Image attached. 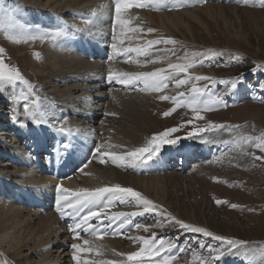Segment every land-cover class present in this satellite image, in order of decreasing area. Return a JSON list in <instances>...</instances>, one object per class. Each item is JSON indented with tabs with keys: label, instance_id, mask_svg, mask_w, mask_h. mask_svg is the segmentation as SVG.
<instances>
[{
	"label": "rangeland",
	"instance_id": "obj_1",
	"mask_svg": "<svg viewBox=\"0 0 264 264\" xmlns=\"http://www.w3.org/2000/svg\"><path fill=\"white\" fill-rule=\"evenodd\" d=\"M43 2L45 0H6V7L12 9L21 22L39 24L42 28H53L65 23L81 28L89 27L92 34L80 36L76 41L83 38L89 40L82 41H100V44L106 47V53L109 52V56L112 55L110 45L113 43V34L116 36L115 42L118 47H121L120 40L124 41L123 47H144L148 40L156 39L171 38L177 42L175 45L152 46L150 52L153 56L157 55V49H175L176 55L161 51L159 55L164 59L155 64H146L149 67L145 69L139 67L138 62H135L134 59H132L133 61L125 59L126 62H122L123 59H119L120 56L118 59L114 58L117 56H113L114 60L113 58L108 60L105 57L101 60L98 55L92 58L84 55L88 62L93 63L94 68L87 67L78 70L77 73L71 72L58 77V81L49 86L47 82L53 79L52 76L49 79L53 70L49 66L48 57L54 51V45L50 43L43 46L44 41L39 40L15 43L7 38L3 30H0V48L4 49L5 63L10 68L18 69L31 84L39 86L37 95L43 98L42 108H50L53 115L59 113L55 111V108L62 105L60 115L69 116L68 122L74 118L71 115L73 107H76L77 111L95 110L99 114L97 120L99 123L95 125L99 130L97 131L99 132V141L107 147L113 143L116 153H123L126 150L143 146L153 135L177 126H181L180 131L174 133L172 138L179 136L178 144L165 145L161 152L172 150L187 142H201L186 136V133L193 127L186 123L188 120H193V124L197 127H206L208 122L239 126L231 131H221L219 134H202L206 139H215L218 143L219 141H236L242 136H259L264 133V123L257 120L258 116L240 111L248 105H255L263 110L261 113L264 120V99H262L264 92L256 87L251 89L247 87L248 84L255 85L257 81L264 82V7L259 6V0H249L248 4H243L240 0H183L179 6H177L178 0H165L164 4L157 6L151 5L148 0H141L144 7H134L123 14V18L129 20V24L123 28L120 25L115 26L114 23L115 0L98 2L99 9H96V6L88 5L70 9L58 7L56 11L45 7ZM94 12L95 17L93 16ZM150 15L163 17L164 21L157 18L159 24L155 23L151 20ZM47 19L50 21L45 23ZM87 19H94V24L86 25ZM172 21L175 24H172ZM149 28L154 31L149 33L147 31ZM130 29L137 31H130ZM65 42L66 40L57 46H65ZM72 43L65 49L68 54L77 49ZM209 49L223 52L224 55L205 60L203 66L197 63L195 67L189 69V74L193 76L206 75L217 80L236 79L243 75L244 83L240 84L232 94L225 96L227 106L214 107L211 111H202L203 120H195V113L186 106H175L172 100L161 101L159 99L161 94L177 96L180 92H184L187 97L192 81L180 87H176L174 82L170 81L168 88L162 93L141 91L139 87L136 89L124 88L122 85H112L115 84L114 82L109 83L108 87L105 86V83L108 82L109 68L116 73L153 71L156 68H167L168 63L191 62L193 52H206ZM186 52L187 60H177V57H184ZM129 54L132 55V53ZM121 56L125 58V55ZM231 56H239L240 59H230ZM141 57L144 60L140 63L145 64L146 58ZM45 67L47 68L45 69ZM254 69H256L255 72ZM178 78H185L184 74L181 73ZM66 83L71 85L70 89H72V85H83L86 88V91L82 92L84 95L89 92L94 93V96L100 93L99 95L105 99L98 100L99 106L97 107L94 105L93 108L84 107L80 105L81 103L77 106L71 102L70 96H68V100L67 94L63 93L67 92L66 88L68 87L64 86ZM195 83L198 87L207 85L209 92L223 93L225 90L224 85H210L205 81ZM98 86L103 87L100 90L102 92L99 91ZM12 91L9 88L0 96V99L5 102V107L0 108V116L3 121L8 123L7 126L13 122L12 107L17 109L16 116L24 118L23 105L26 102L20 100L18 103L10 105L6 97ZM21 91H26V89L23 85L18 84L15 94L20 95ZM63 99H66L65 102ZM29 106L31 107L30 103ZM173 107H175V111H172L168 116L163 115ZM253 111L255 112V110ZM7 117L8 119H5ZM255 122L257 123L255 124ZM93 129L95 130V128ZM1 130L3 131L0 127V132ZM11 132V135L0 133V146L12 147L17 152H23L21 141L18 140L19 143L12 141L15 137L14 132ZM118 134L123 138H129L132 142L130 144L123 143V140L116 136ZM220 145L222 149H214L211 157L195 163L192 161L183 171L164 170L162 173L159 172L157 175L175 176L172 183H168L164 190L158 189L162 198L156 196L153 190L146 194L138 192L161 206L166 210V213L186 223L204 227L216 235L248 241L254 247L259 248L261 244H264V162L254 161L252 156L244 155L245 149L238 147L235 142L220 143ZM246 151L262 155L259 150L250 146H246ZM8 158H10L9 165H1L0 162L3 175L1 178L13 181L15 179L11 180L9 175L15 172L14 175L18 176L16 171H20L25 165L15 161L12 157ZM13 162L14 165L11 164ZM129 167L130 170L125 164L119 168L129 186H134L135 178L154 176L149 175L152 172L145 175L139 174L138 171H136L138 174L131 171L132 168L138 166L129 165ZM183 176L186 181L181 182L180 179ZM130 188L137 191L136 187ZM216 200L226 201V203L218 205ZM233 204L237 207L232 208ZM130 209L134 211L131 206L126 209L127 212L131 211ZM145 215H147L146 218L139 224L155 226L158 215L153 213ZM137 230L141 235H150L143 230ZM153 231L158 237H163L166 240H176V237L179 236L178 243L183 247H188L185 242H191L192 247L197 248L194 243L197 239L203 240L206 244L219 243L211 238L203 237L202 234L184 233L176 228L153 227ZM197 252L202 256L208 255L206 249L199 250L197 248ZM176 256L177 258L172 264H194L191 251L177 252ZM109 259L123 258L109 257ZM7 262L9 263L6 256L0 253V264H7ZM195 264H199V261H196ZM222 264H247V262L233 257H225Z\"/></svg>",
	"mask_w": 264,
	"mask_h": 264
},
{
	"label": "snow or ice",
	"instance_id": "obj_2",
	"mask_svg": "<svg viewBox=\"0 0 264 264\" xmlns=\"http://www.w3.org/2000/svg\"><path fill=\"white\" fill-rule=\"evenodd\" d=\"M153 5H161L165 3V0H148ZM243 4H248L249 0H240ZM183 3V0H178L177 6ZM144 3L141 0H115L114 13L115 24L120 25L122 28L129 24V21L123 18V14L130 9L136 7H144ZM259 6L264 7V0H259ZM95 12L93 16L95 17ZM86 25H93V19H87ZM0 30H3L5 35L10 41L15 43L29 42V41H49L53 45H58L62 41L69 38L75 40L85 34L91 35V29L89 27H77L75 25L63 24L57 25L53 28H42L39 24H27L17 19L15 12L6 7V0H0ZM130 31H137L136 29H130ZM149 33L154 30L149 28ZM113 43L110 47L112 49V55L107 59L111 60L113 56L127 55L128 53H136L137 56H143L146 58L145 64H155L164 59L160 56L161 51L170 52L171 55H176L175 49H157V55L153 56L150 52L152 46L160 44L175 45L177 42L174 39H156L148 40L144 47H123L124 41L120 40L121 47L117 46L116 36H112ZM4 49L0 48V96L5 91L11 88L12 93L6 97L10 105L18 103L20 100L25 101L23 105V119H20L15 115L17 109L11 108L13 112V123L17 124L20 128H27L29 124L35 125L37 128L41 126H48L50 129L65 137L72 134V129L67 127V117L56 119L51 114V109L43 107V98L37 95L39 91L38 85L31 84L16 68H10L3 59ZM37 55H39L37 53ZM223 52H217L212 49L206 52H193L191 54V62L187 63H168L167 68H156L153 71H140L135 73H116L111 68L108 70L107 81L109 83H118L119 85L136 89L139 87L141 91H152L162 93L168 88L169 82H174L176 87L189 84L192 81L188 96L184 92H180L177 96H168L161 94L159 99L161 101L172 100L175 106H186L195 113V120H203L204 116L201 112L211 111L214 107L227 106L225 100L226 95L232 94L240 84L244 83L243 75L236 79H215L206 75H191L189 69L196 66L199 63L203 66L205 60L223 56ZM188 54L185 53L184 57H177V60H187ZM230 59L239 60V56H231ZM256 69H254V72ZM183 73L185 78H178ZM205 81L210 85H224L225 90L223 93L209 92L207 85L197 86L195 82ZM23 85L26 91H21L20 95L15 94L17 85ZM142 86V87H141ZM249 89L256 87L261 92H264V82L257 81L255 85L248 84ZM31 98V99H30ZM264 99V97H262ZM31 104V107L29 106ZM172 111H175L173 107L170 111L164 112V116H168ZM114 115V113H113ZM51 119V123H50ZM188 125H193L190 131L186 133V136L192 140H199L207 144H217L215 139H206L202 134L216 133L221 131H231L233 128L239 126H228L224 124H217L214 122H208L206 127H197L193 124V120L186 122ZM181 126L168 128L165 131L155 134L150 140H148L143 146L136 147L132 150H126L123 153L106 152L104 144H97L91 149L93 155L100 154L99 162L104 164L107 162L104 157L110 159L111 163L117 166H124L125 164L136 167L141 165H148L154 163L161 153L162 147L165 145L178 144L180 137L172 138L174 133L180 131ZM235 142L238 147L245 149L244 155L253 157L254 161L264 162V133L259 136H242L236 141H219V143L229 144ZM246 146L253 147L259 150L262 155H255L246 151ZM108 147H112L108 145ZM76 145L71 141L65 139L59 142V147L53 146V150L56 152H62L64 156H70L75 150ZM86 167V164L84 165ZM83 170V167L80 169ZM58 196L56 199V211L59 212L61 217H69L73 220V223L69 225V230L73 233L74 239H81V233H85L91 236H96L98 232L103 229L104 234H108V231L112 229L113 224H117V229L113 230L112 234H119V230L125 229L126 226L132 224V218L136 216H144L148 213L158 215L155 226L135 224L136 229L143 230L146 233H150L149 236L135 235L130 236L134 244L137 245V249L127 252H115L117 257H123V259H101V260H81L82 252H95L96 255L102 256L103 253L99 248H94L92 243L84 239L83 244L72 243L70 245L72 252V259L75 264H172L177 258L173 250L179 253L191 251L193 254V262L199 261V264H222L225 257H233L246 261L247 264H264V244H261L259 248L254 247L248 241L228 238L222 235H216L208 229L200 226H195L190 223L178 219L169 213H166L161 206L155 204L153 201L144 197L138 191L132 188L122 187L119 184L110 187H99L93 190L80 189L79 191H71L67 188L57 186ZM114 202L120 204H126L135 207L136 211L130 212H109ZM216 203L222 204L226 201L216 200ZM232 208H236L237 205H231ZM97 223L94 225L92 221ZM153 227H169L176 228L178 231L184 233L202 234L203 237L211 238L213 241L219 242L218 244L208 243L203 240H195L199 250H207L208 255L202 256L197 252V248H193L191 242H185L188 247L181 246L179 236L176 240H166L163 237H158L156 232L153 231ZM87 246V247H85Z\"/></svg>",
	"mask_w": 264,
	"mask_h": 264
},
{
	"label": "bare ground",
	"instance_id": "obj_3",
	"mask_svg": "<svg viewBox=\"0 0 264 264\" xmlns=\"http://www.w3.org/2000/svg\"><path fill=\"white\" fill-rule=\"evenodd\" d=\"M103 1L104 0H45L43 4H45V7L55 11L58 9V7L70 9L79 6L87 7L88 5L96 6L95 8L99 9L97 4L98 2ZM150 18L158 24L159 20L157 18H160V20L164 21L163 17L161 18L150 15ZM47 21L48 19L45 20V23ZM172 24H175V22L172 21ZM116 25L118 24H115V26ZM82 40L89 39L83 38L76 41V39L73 40L69 38L64 43L65 46L58 47L57 45H54V51L50 53L48 57L50 60L49 66L53 70V72L49 75V79L51 76L53 79L50 81H48L49 79L47 80L49 86L57 82L59 79L58 77L64 76L71 72L77 73L78 70L87 67H89V69L94 68L93 63L87 61V57L92 58L93 56L98 55L99 59L101 58L102 60L104 58L102 57L103 53L100 52H103V50L106 51V49L101 47L102 45L100 44V41L95 42L92 40ZM72 42H75L78 47L75 46L77 49L68 54L65 49ZM49 44L50 42L47 40L43 42V46ZM96 52H98V54H96ZM135 54L136 53L133 52L131 56L135 62H138L137 65L144 69L148 68V65L140 63L142 60H144V58ZM84 55L88 56L85 57ZM119 56L123 58L122 62L131 61L128 59L124 61V56ZM46 68L47 67H45V69ZM115 85L120 86L118 83ZM64 86L68 88H66L67 92L63 93L67 94V98L70 96L71 102L77 106L81 103V106H89L93 108V105L96 107L99 106L97 103L98 100L100 101V99H105L99 95L100 93L96 94L95 96L93 95L94 93L91 94L90 92L87 95H84L82 92L86 91V88H84L83 85H72V89H70L71 85H69V83H66ZM105 86L108 87L109 82L105 83ZM98 87L100 88L99 91L101 88H103L102 86ZM124 88L126 87L124 86ZM73 91L75 93H72ZM63 100L65 102L66 99ZM4 103L5 102L0 99V108L5 107ZM60 107H62V105L55 108V111L59 112L58 114H53L56 115L54 116L56 119L66 117L64 114L60 115V113H62L60 111ZM75 108L76 107H73L71 109V115H73L74 118H72V120L67 123V127L72 129V142L76 145L73 153L75 154L76 159H78L79 156H82L85 160L77 165V169L69 175L60 176V179L54 178V176L49 174L43 166L39 164L37 165L34 162L32 157L33 155L23 144H21L23 146V152H17L12 147L8 148V146H0L1 165H9L10 158L8 157H12L15 161L21 162L25 165V167L23 166L20 169V171H16L18 176L14 175L15 172L14 174L9 175L11 180H13L12 178L15 179L13 181H7L3 177L1 178L3 175L1 172L2 169L0 168V253L6 256V260L9 261L7 264H75V261L72 259L73 250L71 249L70 245L74 242L83 244L84 239L89 240L94 248L98 247L103 255L98 256L95 254V252H82V261H98L101 259H109V257L119 258L115 255V252L127 253L137 249V245L134 244L131 239H128V237L141 235L139 230H137L134 225L139 224L143 216L133 217L132 224L126 226L125 229L119 230V234H112L113 230L117 229V222V224L112 225V229L108 231V234H104L103 229H101V231L98 232L96 236H91L82 232L81 239H74L73 233L69 230V225L72 223H67L65 221L66 217H61L59 212L56 211V205H54L55 201L53 200L52 202L49 200L50 194L57 184L60 187L67 188L71 191H79L80 189L85 188L93 190L99 187H110L119 184L122 187H136L137 191L141 192L142 194H146L148 192L150 193L153 190L156 196L158 195L160 198H162L159 190H164L168 183H172L173 179H175V176L165 177L162 175H157L159 172L162 173V171L166 170L163 168L161 158H158L154 163L141 165V167H148L142 169H146V174L140 172L138 169L132 168L131 171L137 174L140 172L139 174L143 173L147 175V173L152 172L149 175L154 176H142V178H135L134 186H129L127 184L128 182L124 179L123 173L121 170H119L121 166L112 164L110 159L107 157H104L107 162L101 164L99 162L100 154L97 153L93 155L91 151V149H93L97 144H104L103 142L99 141V132H97L99 130L95 126L96 123H99L97 122L99 119V114H97L95 110L77 111ZM253 110H255V112ZM240 111H244L247 114H254L256 117L258 116L257 120L264 123L263 115L261 113L263 110L261 108L255 105H248L247 107L242 108ZM5 119H8V117ZM256 123L257 122H255V124ZM7 124L8 123L3 121L0 116V125H2L0 127L3 129V131L1 130L0 133L11 135L12 130L10 126H7ZM93 128H95V130ZM47 129L49 130V128ZM60 136L64 137L63 135ZM116 136L121 138L125 144H130V142H132V140L127 137L123 138L119 134ZM14 137L15 138L12 141H15V143L20 140L16 134H14ZM217 144L220 145V143ZM110 145L112 147L105 146L103 151L115 152V148L113 146L114 144L112 143ZM38 155L39 160L40 158H43L42 152H39ZM11 164L14 165V162ZM85 164L86 167H84ZM82 167L83 170L81 171L80 169ZM127 167L130 170L129 165H127ZM177 170L183 171V168ZM180 180L181 182H184L186 181V178L183 176ZM56 195L58 196V192L54 195V197H57ZM114 204L115 206L113 205L106 211L127 212L126 209L131 208V206L120 204L119 202H114ZM133 209L134 211L137 210L135 207H133ZM92 223L95 225L97 222L94 220Z\"/></svg>",
	"mask_w": 264,
	"mask_h": 264
}]
</instances>
